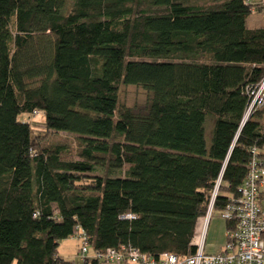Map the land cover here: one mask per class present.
I'll use <instances>...</instances> for the list:
<instances>
[{
    "label": "trees",
    "instance_id": "16d2710c",
    "mask_svg": "<svg viewBox=\"0 0 264 264\" xmlns=\"http://www.w3.org/2000/svg\"><path fill=\"white\" fill-rule=\"evenodd\" d=\"M253 11L264 0H0V264H75L59 245L79 228L92 250L193 255L218 180L213 217L252 149L264 160ZM36 112L79 159L33 134Z\"/></svg>",
    "mask_w": 264,
    "mask_h": 264
},
{
    "label": "built area",
    "instance_id": "2783aa9c",
    "mask_svg": "<svg viewBox=\"0 0 264 264\" xmlns=\"http://www.w3.org/2000/svg\"><path fill=\"white\" fill-rule=\"evenodd\" d=\"M264 104V79L255 91L253 100L246 113V119L257 107ZM38 114V112H36ZM254 154L249 172L238 190L227 196L221 217L232 223L226 231V242L220 252L206 251V232L213 218L214 205L221 178L218 180L207 213L204 227L197 239V250L193 255L180 256L174 253H163L159 258L149 256L139 249L123 246L107 248L104 251L91 250L89 237L79 228L74 236L80 239L78 255L82 264H93V260L101 262L135 263V264H264V160ZM126 214L122 217H133ZM91 251L92 254L90 253Z\"/></svg>",
    "mask_w": 264,
    "mask_h": 264
},
{
    "label": "rangeland",
    "instance_id": "374dc122",
    "mask_svg": "<svg viewBox=\"0 0 264 264\" xmlns=\"http://www.w3.org/2000/svg\"><path fill=\"white\" fill-rule=\"evenodd\" d=\"M262 16H264V11L263 12L254 11L250 13L247 17V24L249 26L259 25V21L260 23L261 20L263 21ZM119 91H120L121 102L127 105H141L145 103L148 97L147 91L143 87L137 85L121 84ZM23 119H30L32 132L39 140L42 141L44 140L51 144L64 145L65 151L62 154V157L64 159L75 160L80 158L78 155V148L80 146L78 142V135L65 131L55 132L54 130H50L47 127L46 118L43 113L35 114L32 115L31 117L25 116L23 117ZM125 169H127V166L125 167ZM75 238H76L75 241L76 243H74L73 241H69L68 243L69 245H67V249L70 253L78 249L77 241L80 246V242H81L80 239L77 238L76 236ZM73 255L74 253H72V257ZM79 261H80V257L78 259V262Z\"/></svg>",
    "mask_w": 264,
    "mask_h": 264
},
{
    "label": "crops",
    "instance_id": "0c3cea01",
    "mask_svg": "<svg viewBox=\"0 0 264 264\" xmlns=\"http://www.w3.org/2000/svg\"><path fill=\"white\" fill-rule=\"evenodd\" d=\"M262 18L264 21V16H262ZM263 21L261 20V23L259 21V25H257V26H263L264 25ZM257 26H249V27H257ZM263 190H264V187H263ZM227 223L228 222L220 216H214L211 219L209 226L207 228V232H206V246L205 247H206L207 252L217 253V252H220L222 250V248L226 242V239H227V237H226V231L228 228ZM203 227H204V218H202L199 221V225L197 228L198 236H200V234L202 233ZM69 241H73L74 243H76L75 242L76 241L75 236L72 235L71 237L61 241V243L59 245V254L65 258H67V259L74 260L76 262L75 264H82L81 260L78 262V259H79L78 255H77L78 249H79L78 241H77L78 249L76 251H72L71 253L67 249V245H69L68 244ZM80 244H81V242H80ZM92 252L93 251H91L90 253L92 254ZM72 253H74L75 256L73 255V257H72ZM98 264H135V263L98 262Z\"/></svg>",
    "mask_w": 264,
    "mask_h": 264
}]
</instances>
